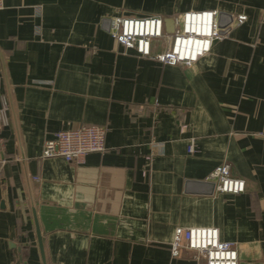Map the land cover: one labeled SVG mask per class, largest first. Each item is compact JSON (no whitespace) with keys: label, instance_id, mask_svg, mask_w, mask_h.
Here are the masks:
<instances>
[{"label":"crops","instance_id":"0c3cea01","mask_svg":"<svg viewBox=\"0 0 264 264\" xmlns=\"http://www.w3.org/2000/svg\"><path fill=\"white\" fill-rule=\"evenodd\" d=\"M3 2L0 264H195L171 256L175 229L189 226L218 228L238 264H264V0ZM190 10L247 18L191 66L108 32L115 17L175 28ZM168 45L154 39L152 53ZM83 125L105 128L104 152L41 158L46 139ZM223 162L246 192L215 193L208 177Z\"/></svg>","mask_w":264,"mask_h":264},{"label":"built area","instance_id":"2783aa9c","mask_svg":"<svg viewBox=\"0 0 264 264\" xmlns=\"http://www.w3.org/2000/svg\"><path fill=\"white\" fill-rule=\"evenodd\" d=\"M3 7L4 2L0 0V10ZM218 15L216 10L183 12L171 33L165 32L163 18L159 15L115 17L108 20V32L118 44L138 55L163 64L191 66L209 52L213 42L227 38L232 27L247 18L244 14H238L220 23ZM163 37L169 45L163 52L153 54L152 41ZM9 109L8 95L0 93V127L7 125ZM105 135V128L99 125L58 130L53 138L44 141L41 158L60 157L66 162L82 163L89 153L106 150ZM186 145L189 154L197 151L193 137L188 139ZM208 179L212 181L215 193L241 194L248 189L246 179L233 174L229 162L216 166ZM171 256L184 257L195 264H238L234 243L221 239L218 228L213 226L177 227L171 244Z\"/></svg>","mask_w":264,"mask_h":264},{"label":"water","instance_id":"95a60500","mask_svg":"<svg viewBox=\"0 0 264 264\" xmlns=\"http://www.w3.org/2000/svg\"><path fill=\"white\" fill-rule=\"evenodd\" d=\"M163 21H164V27H165L166 31L172 32L174 30L173 18H165ZM36 236H37V243H38L39 251L41 254V258L44 260L42 239H41L40 231H39L37 224H36Z\"/></svg>","mask_w":264,"mask_h":264}]
</instances>
